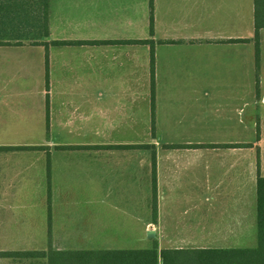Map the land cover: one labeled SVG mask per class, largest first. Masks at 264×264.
I'll return each mask as SVG.
<instances>
[{
	"label": "crops",
	"instance_id": "crops-1",
	"mask_svg": "<svg viewBox=\"0 0 264 264\" xmlns=\"http://www.w3.org/2000/svg\"><path fill=\"white\" fill-rule=\"evenodd\" d=\"M150 13L149 0H49L46 23L41 0H0V252L42 251L44 225L54 249L105 243L108 228L132 238L140 224L171 249L249 241L264 177L254 0H153L152 33ZM204 101L228 108L211 128ZM22 258L36 264H0Z\"/></svg>",
	"mask_w": 264,
	"mask_h": 264
},
{
	"label": "trees",
	"instance_id": "trees-1",
	"mask_svg": "<svg viewBox=\"0 0 264 264\" xmlns=\"http://www.w3.org/2000/svg\"><path fill=\"white\" fill-rule=\"evenodd\" d=\"M44 20L47 23L49 0H41ZM151 33L153 31V0H149ZM254 44L258 65L260 30L264 28V0H254ZM48 35V32L47 34ZM150 43L152 40H140ZM48 79V69L47 75ZM48 81V80H47ZM151 97L154 110L155 81L154 57L151 55ZM154 135V131H152ZM181 146V145H180ZM189 147L190 145H185ZM214 146V145H212ZM232 147V144L216 145ZM252 146V145H251ZM143 145H140V148ZM257 245L251 248H164L153 239L142 249H54L47 251L0 252V257L44 258L46 264H264V177L258 175L257 184ZM156 214V193L153 203Z\"/></svg>",
	"mask_w": 264,
	"mask_h": 264
},
{
	"label": "rangeland",
	"instance_id": "rangeland-1",
	"mask_svg": "<svg viewBox=\"0 0 264 264\" xmlns=\"http://www.w3.org/2000/svg\"><path fill=\"white\" fill-rule=\"evenodd\" d=\"M254 59H253V50H252V71H254ZM257 96V95H256ZM257 100L251 98V106H250V124H251V131L250 133H245V139H249L251 141L252 145V157L258 156V141H259V127L261 126L262 123V117L258 115V110L256 105ZM214 102L212 101L210 105L207 103V101H204L203 105V118H204V127L206 128H211L213 120L216 119L217 115L225 112L227 114L228 108H220L218 110L217 107L214 106ZM219 111V112H218ZM221 112V113H220ZM246 113V112H245ZM246 119V116H245ZM264 120V119H263ZM190 133H176V132H159L157 135V139L162 140L163 142H168V141H176L180 140L181 138H188ZM200 134V133H198ZM203 139L207 140H224L228 137V133L226 132H205L201 133ZM153 136V134H152ZM249 136V137H248ZM47 138V133L45 129L42 132L41 135V140L45 141ZM146 138V133L140 132V140H145ZM148 139H151V137H147ZM255 213V212H254ZM254 216V215H253ZM253 222L255 225L252 228V233L249 241L245 243L243 246L244 248H251L255 247L257 245V227H256V215L254 216ZM120 229L116 228H108L107 229V239L105 240V243L97 244V245H74L77 248H82V249H89V248H101V249H142V248H148L151 246L153 239H149L148 232L144 227H142V224H140V227L138 229H133L134 235L132 238H127L125 237H119V231ZM146 231V232H145ZM43 239L40 244L37 245V248L42 251H47L52 244L49 243V238H48V227L44 225L43 227ZM137 233V235H136ZM160 249L168 248L169 244H164V243H158ZM182 246H188V247H194V246H200V245H182ZM207 246H222L218 244H211ZM53 248V247H52ZM34 259H19V262H24L28 264H32ZM36 264H46V259L44 258H37L36 259Z\"/></svg>",
	"mask_w": 264,
	"mask_h": 264
},
{
	"label": "water",
	"instance_id": "water-1",
	"mask_svg": "<svg viewBox=\"0 0 264 264\" xmlns=\"http://www.w3.org/2000/svg\"><path fill=\"white\" fill-rule=\"evenodd\" d=\"M148 235L150 236V235H153V231H149L148 232Z\"/></svg>",
	"mask_w": 264,
	"mask_h": 264
}]
</instances>
